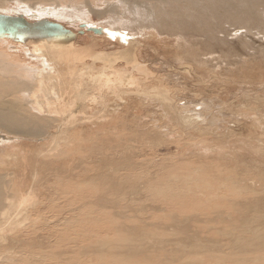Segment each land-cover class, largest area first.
I'll return each instance as SVG.
<instances>
[{
    "label": "rangeland",
    "instance_id": "rangeland-1",
    "mask_svg": "<svg viewBox=\"0 0 264 264\" xmlns=\"http://www.w3.org/2000/svg\"><path fill=\"white\" fill-rule=\"evenodd\" d=\"M9 9L22 15L26 11L18 3H11ZM89 19L91 23L103 22L94 12L90 13ZM70 25L73 27L76 23ZM217 25L222 29L226 26L221 36L230 35L232 27ZM193 30L191 24L183 25L176 33L181 43L197 48L196 56L199 52L205 54L206 50L201 51L198 42L192 44ZM232 31L235 33L238 29ZM249 35L247 39L253 44L247 42V46L242 47L238 37L232 40V44L230 41L218 42L221 48L215 47L216 51H213V56L218 60L226 59L233 71L236 61L251 50L247 54L255 60L250 63L255 67L242 70L243 74L238 72L237 78L234 77L236 80L230 78L229 81L224 80L219 75L223 72L218 70H215L216 78L211 73L203 77L207 68L196 69L192 65L191 74L182 72L184 78L177 82L170 75L179 74V66L172 67L173 63L166 65L169 63L167 59H173V47L155 42L148 44L151 52L144 57V65L151 75L144 79L142 86L150 88L146 91L151 98L145 102L143 97L136 95L131 99L125 97L123 99H128L126 108L119 107L113 114L110 105L104 116H100L102 118H91L90 131H86L82 140L76 141L74 147L77 148L71 153L73 162L63 171L67 175L63 172L61 175L49 173L45 165L41 168L45 169L42 173L38 169V184L43 182L40 186L47 198L56 200L54 207L41 209V215L56 217L54 226L41 223L43 220L39 218L34 229L42 232V237L35 240L26 238V241L0 252V262L215 264L217 260L220 264H234L235 259L229 260L231 257L225 245L229 239L228 232L234 238L259 247L264 228L259 229L257 235L244 230L248 226L249 230L254 229L250 226L257 224L259 212H264V109L258 106V103L264 106V96L259 99L254 92L241 94L238 82L255 88L259 87L256 83L264 82V50H260L264 43ZM230 45L236 47L234 51L227 48ZM198 81L201 82V91ZM179 83L188 87L189 95H183L185 91ZM197 90L206 96L213 90L216 92L214 97H206L212 99L208 101L214 103L216 111L213 110L212 122L206 125L205 131H187L189 129L184 128V124L164 114L158 94L165 93L174 96L176 101L185 99L186 103L194 104L190 97L197 94ZM104 93L102 91L101 97L110 98V94L105 96ZM200 97L194 98L199 100ZM110 103L114 105L112 100ZM65 143L67 140H58L60 150L57 152L69 149ZM147 173L151 176L148 177ZM134 177H138L140 183L138 189L129 195ZM29 182L25 179L21 189L30 186ZM205 242L222 246L220 252H224L223 257L221 253L216 254V260L201 256L199 251ZM258 260L259 257L253 264H264V254Z\"/></svg>",
    "mask_w": 264,
    "mask_h": 264
},
{
    "label": "bare ground",
    "instance_id": "bare-ground-1",
    "mask_svg": "<svg viewBox=\"0 0 264 264\" xmlns=\"http://www.w3.org/2000/svg\"><path fill=\"white\" fill-rule=\"evenodd\" d=\"M11 3L21 5L26 10L25 15L11 11ZM92 12L103 22L91 23L89 15ZM0 14L21 15L30 22L48 19L62 24L75 35L68 43L40 38H31L22 43L0 38V132L3 134H0L1 253L18 242L26 241V238L35 240L42 237V232L34 229L39 218L43 220L41 223L50 226L56 221V217L41 215V209L54 207L56 200L47 198L40 186L43 182L38 184V169L45 165L49 173L61 175L73 162L71 153L77 148L74 147L76 141L82 140L86 131H90L91 118L96 120L110 105L113 114L119 107L126 108V100L133 98V95L143 97L144 101L151 98L150 93L146 91L150 88L142 86L144 79L151 75L144 65V57L149 56L151 52L148 44L155 42L164 46L170 44L173 47V59H167L169 63L166 62V65L173 63L172 67L179 66V74L176 72V75H170L173 80L179 82L184 78L182 72L191 74L192 65L196 69L207 68L203 77L211 73L212 77L216 78L215 70H218L223 72L219 75L226 81L237 78L238 72L242 73V70H249L254 66L250 65L255 61L249 57L251 50L247 51L249 54L246 53L245 57L236 61L232 71L226 59L218 60L213 56L215 47L221 48L218 42L230 41L232 44V40L239 37L240 45L246 47L247 42L252 41L247 39L251 34L255 40L264 43V0H0ZM73 23L76 25L72 27L70 24ZM189 24L193 26V33H197L191 34L192 44L196 45L198 42L199 49L202 47L201 51L206 50L205 54L199 52L196 56V47L192 46L191 49L181 43L176 31L178 27ZM217 24L229 25L228 28H237L238 31L234 33L231 30L230 35L221 36L220 34L226 31V26L222 29V26L218 27ZM227 48L233 50L236 47L230 45ZM262 48L264 47L260 50L263 51ZM223 67L224 70L221 69ZM200 78L199 72V80ZM198 84L201 91V82L198 81ZM238 84L241 94L254 92L255 97L259 99L264 96L263 81L255 84L259 85L258 88L240 82ZM179 85L182 86V83ZM181 88L185 91L183 95L189 92L188 87ZM102 91L106 92L104 95L110 94V98L101 97ZM215 93L214 90L207 94L208 96L199 93V100L194 98L198 96L196 93L190 94V100L193 99L194 104L186 103L184 98L176 101L174 96L157 94L161 96L163 112L169 119L181 122L184 128L189 129L187 131H205L206 125L212 122L210 117L214 116L213 112L216 111L214 103L208 101L212 99L206 97H214ZM125 97L128 99H123ZM111 100L114 105L110 103ZM258 106L264 109L260 103ZM218 137L220 138V135ZM63 139L67 140L65 146L69 149L57 152L58 140ZM86 158L88 161L89 156ZM44 170L41 169V173ZM135 170L136 168H133V171ZM83 172L85 174V171ZM147 174L148 177L151 176L150 173ZM137 178L133 179L129 195L138 189L140 182ZM25 179L30 181V186L21 189ZM259 214V222L250 226L254 229L249 230L248 226L245 232L257 235L259 229L264 228V212L260 211ZM228 236L225 245L231 257L229 260L235 259L234 264H253L257 257L260 261L264 254V234L259 238V247L253 243H245L243 239L234 238L229 232ZM215 244L205 242L199 254L216 260V254H220V248L223 247ZM223 255L224 252L221 257ZM216 261L215 264L219 263ZM0 264H3V261Z\"/></svg>",
    "mask_w": 264,
    "mask_h": 264
},
{
    "label": "water",
    "instance_id": "water-1",
    "mask_svg": "<svg viewBox=\"0 0 264 264\" xmlns=\"http://www.w3.org/2000/svg\"><path fill=\"white\" fill-rule=\"evenodd\" d=\"M0 38L22 43L31 38L68 43L75 38V35L58 22L47 19L30 22L21 15L0 14Z\"/></svg>",
    "mask_w": 264,
    "mask_h": 264
}]
</instances>
